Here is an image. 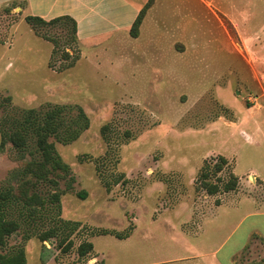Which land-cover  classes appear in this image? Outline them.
<instances>
[{"label":"rangeland","instance_id":"obj_1","mask_svg":"<svg viewBox=\"0 0 264 264\" xmlns=\"http://www.w3.org/2000/svg\"><path fill=\"white\" fill-rule=\"evenodd\" d=\"M27 15L18 3L0 5V115L59 103L82 106L90 119L80 138L56 142L75 178L72 188L69 177L58 179L61 215L81 221L80 230L66 252L57 238L16 232L9 245L23 242L27 264H100L94 252L79 256L84 240L111 264L122 254L129 262L180 257L245 211L220 204L227 192L251 193L252 173L264 179V0H156L139 37L124 28L67 48L68 24L35 29ZM220 155L229 164L217 176L235 173L238 188L210 194L199 174ZM24 156L11 143L0 151V187L18 183ZM194 207L212 208L201 226ZM101 228L132 235H91Z\"/></svg>","mask_w":264,"mask_h":264},{"label":"trees","instance_id":"obj_2","mask_svg":"<svg viewBox=\"0 0 264 264\" xmlns=\"http://www.w3.org/2000/svg\"><path fill=\"white\" fill-rule=\"evenodd\" d=\"M155 1L146 0L140 8L129 29L132 37H139L147 12ZM25 20L35 29L59 22L66 23L70 27L66 48L79 44L78 23L70 15H60L52 19L27 15ZM46 38L55 42L50 37ZM64 53L66 57L72 56L66 49ZM77 58L78 56L70 62V66H73ZM89 127V116L80 105L48 103L40 107L14 108L10 113L0 115V151H4L7 144L11 143L23 158L26 154L30 156V160L20 170L18 183L9 182L0 187V264L28 263L23 242L11 246L8 242L9 238L19 231H23L25 240L37 237L45 242L57 238L64 252L72 247V235L80 230L82 223L65 219L61 215L62 191L57 188L58 179L69 177L67 188H72L75 178L71 175L70 165L58 152L56 142L69 144L80 138ZM126 133L130 134L129 131ZM228 164V159L220 155L213 167L207 162L202 167L199 178L203 188L210 194L238 188L239 176L235 173H231L230 179L225 182L217 176ZM124 176V173L120 174L114 182L118 183ZM213 176L214 180L211 178ZM47 184L54 187V190L42 191V187ZM86 194V191H82L80 196L85 198ZM108 234L120 239L131 235L130 232L121 233L106 228L97 229L91 235ZM93 250L94 244L90 240H84L78 246L80 257L87 256Z\"/></svg>","mask_w":264,"mask_h":264},{"label":"crops","instance_id":"obj_3","mask_svg":"<svg viewBox=\"0 0 264 264\" xmlns=\"http://www.w3.org/2000/svg\"><path fill=\"white\" fill-rule=\"evenodd\" d=\"M13 1L23 9H28L30 13L45 19L60 15L74 17L78 23V38L81 41L124 28H128L129 31L142 7L129 0H0V5ZM253 175L256 183L247 180L249 186L252 184L249 188L252 190L251 193L244 194L241 188L235 192H227L225 195L227 200L220 204V206L224 203L238 206L244 204L245 211L226 218L221 227L214 228L203 241L198 236L191 253L182 254L180 257L136 262H129L127 258L130 255L122 254L120 257L123 262L117 264H264V194L261 195L264 192L262 188L264 179L255 173L250 177ZM199 210L200 208L196 207L190 208L189 213L194 217L193 221L196 217L197 224L200 221L201 226L207 215H211L212 208L208 212ZM189 218H183L184 224L189 223ZM128 239L129 237L120 240ZM93 252L95 260L111 264L103 252L95 251V245Z\"/></svg>","mask_w":264,"mask_h":264}]
</instances>
